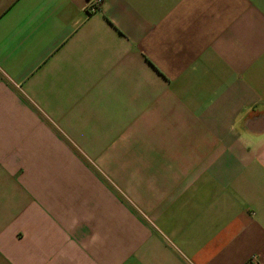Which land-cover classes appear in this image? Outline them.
Instances as JSON below:
<instances>
[{"label":"crops","instance_id":"obj_1","mask_svg":"<svg viewBox=\"0 0 264 264\" xmlns=\"http://www.w3.org/2000/svg\"><path fill=\"white\" fill-rule=\"evenodd\" d=\"M0 0V264H264V0Z\"/></svg>","mask_w":264,"mask_h":264},{"label":"built area","instance_id":"obj_2","mask_svg":"<svg viewBox=\"0 0 264 264\" xmlns=\"http://www.w3.org/2000/svg\"><path fill=\"white\" fill-rule=\"evenodd\" d=\"M102 4H103V0H89L87 4V9H86L87 13L92 14V13L99 11ZM251 262L256 264L257 257H253Z\"/></svg>","mask_w":264,"mask_h":264}]
</instances>
